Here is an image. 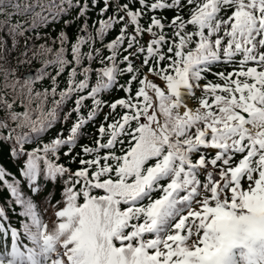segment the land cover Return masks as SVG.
<instances>
[{
	"label": "snow or ice",
	"instance_id": "snow-or-ice-1",
	"mask_svg": "<svg viewBox=\"0 0 264 264\" xmlns=\"http://www.w3.org/2000/svg\"><path fill=\"white\" fill-rule=\"evenodd\" d=\"M0 32V136L64 182L0 264H264V0H0Z\"/></svg>",
	"mask_w": 264,
	"mask_h": 264
},
{
	"label": "trees",
	"instance_id": "trees-1",
	"mask_svg": "<svg viewBox=\"0 0 264 264\" xmlns=\"http://www.w3.org/2000/svg\"><path fill=\"white\" fill-rule=\"evenodd\" d=\"M22 3H26L27 0H21ZM35 3V0H32ZM75 15V13H73ZM164 16L171 18L174 13L171 11L164 12ZM96 17L93 16V20ZM63 28V23L49 24L48 26L40 29L41 32L48 33L55 37L57 33ZM76 28L72 27L69 29L70 35H75ZM117 32H113L108 36V40H112ZM28 35H32L28 33ZM0 38L7 42V50H5L3 45H0V64L15 67L17 62V57L24 47V39L19 40V50L13 51V39L8 36L6 32H0ZM147 40V37H145ZM44 41H35L37 46ZM29 43H32L30 41ZM58 47V46H57ZM69 59L71 56L69 55ZM40 67L39 64L33 66V68ZM33 71V69L21 68L20 75L24 77V74ZM231 71V69H229ZM213 77L209 76V79ZM4 83L3 76L0 75V85ZM117 98L123 96V93L118 92ZM34 108L37 106L34 105ZM50 108V105H49ZM27 111V109H24ZM105 113L108 109L104 110ZM35 119L39 120V112L35 111L33 113ZM100 121H103V116H100ZM70 128V123L65 124L61 119L52 128H50L46 133L37 135L35 132L30 133L33 138V142L25 145V151H31L38 146H42L44 143H50L51 140L55 139L60 131H64L65 136ZM95 126H89L87 131L95 132ZM24 131H28L25 129ZM2 135H7V130H5ZM81 144H91L90 141L82 139ZM13 143L11 141L5 142L0 136V257L5 259L10 258L8 254L11 251V234L16 236L18 241L23 244L29 243L28 238L24 235L28 231V223H25L28 217H36L41 213L42 218L48 223L49 227L56 223L53 216L48 213V208L54 205L56 202L60 201L62 198L63 181L58 180L55 173L47 170H42L40 168L33 170L29 165L27 170L25 169V160L27 157H21L19 159L13 158L11 155V149ZM79 151V149H77ZM61 159L58 163L68 165V159L63 155V151L60 153ZM41 167L43 168V162L41 161ZM72 170L79 169L77 163L71 164ZM247 190V189H245ZM63 207V205H61ZM54 222V223H53ZM53 223V224H52ZM7 238L5 234H7ZM22 246V245H21ZM29 246H31L29 244Z\"/></svg>",
	"mask_w": 264,
	"mask_h": 264
},
{
	"label": "water",
	"instance_id": "water-1",
	"mask_svg": "<svg viewBox=\"0 0 264 264\" xmlns=\"http://www.w3.org/2000/svg\"><path fill=\"white\" fill-rule=\"evenodd\" d=\"M31 75H34V71H29V72L25 73L24 77H28V76H31Z\"/></svg>",
	"mask_w": 264,
	"mask_h": 264
},
{
	"label": "rangeland",
	"instance_id": "rangeland-1",
	"mask_svg": "<svg viewBox=\"0 0 264 264\" xmlns=\"http://www.w3.org/2000/svg\"><path fill=\"white\" fill-rule=\"evenodd\" d=\"M48 209H49V210H48V213H49V215H51V214H52V212H51L52 210H51V208H48ZM53 223H54V222H53ZM53 223H52V224H53Z\"/></svg>",
	"mask_w": 264,
	"mask_h": 264
}]
</instances>
